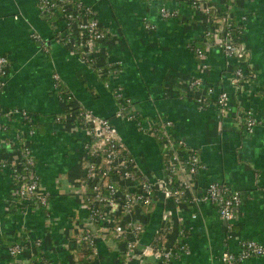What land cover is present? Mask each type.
<instances>
[{"label":"crops","instance_id":"1","mask_svg":"<svg viewBox=\"0 0 264 264\" xmlns=\"http://www.w3.org/2000/svg\"><path fill=\"white\" fill-rule=\"evenodd\" d=\"M81 1L92 5L105 32L95 52L96 68L58 37L60 17L41 14L40 0H0V55L7 56L11 65L0 90V120L8 125L6 131L0 127V264L9 260V244H28L34 238L41 240L37 251L48 264H77L73 239L88 221L81 160L89 133L68 115L69 106L109 118L152 184L165 176L159 143L149 131L156 116L172 120V136L194 149L204 165L193 175L184 174L190 183L178 203L160 199L146 214L140 208L132 213L143 224L140 245L153 241L165 212L173 227L165 242H173L181 224L186 235L180 239L189 246V252L172 264H224L221 253L237 250L241 240L264 243V124L245 132L233 118L234 110L244 109L264 118V0H199L198 8L187 0ZM204 4L235 18L246 16L244 62L225 55L217 39L204 35L210 25ZM162 5L174 8L176 15L161 16ZM191 43L199 45L203 56L190 50ZM239 63L256 76L234 86L232 72ZM102 66L117 72L101 75L97 67ZM54 73L68 99L54 88ZM194 76L213 89L206 95L205 107L199 106L196 92L188 85ZM116 86L140 112L138 124L117 115L118 99L112 92ZM222 90L229 95L226 114L217 110L214 101ZM9 108L24 110L26 115L7 118L4 113ZM24 148L34 157L40 190L49 195L45 209L33 205L18 209L14 201L11 169L21 162ZM212 180L241 193L231 228L215 204L201 198ZM107 213L118 215L121 210L113 206ZM122 239L100 231L94 238L96 252L82 264H153L148 249L144 255H123ZM235 264H264V256Z\"/></svg>","mask_w":264,"mask_h":264},{"label":"built area","instance_id":"2","mask_svg":"<svg viewBox=\"0 0 264 264\" xmlns=\"http://www.w3.org/2000/svg\"><path fill=\"white\" fill-rule=\"evenodd\" d=\"M191 6L199 7V0H187ZM39 10L41 14L49 16L58 14L62 25L57 32L58 37L71 49L78 51L83 61L91 67H95V52L97 45L105 38V32L95 14L92 5L81 0H40ZM203 11L210 15V25L204 32L206 37L217 39V45L225 55L237 61L244 62L248 55V49L242 41L243 21L245 15L235 18L230 13L219 12L210 4L203 5ZM159 12L163 17L176 15L174 8L162 5ZM145 27L152 29V25L145 23ZM39 38L38 34L32 35ZM191 44H189V47ZM195 53L201 57L203 50L194 47ZM239 65L233 70L231 82L234 86L243 78H254L256 73L246 70ZM10 60L5 55H0V90L4 87L10 70ZM101 75H113L116 68L106 66L97 67ZM54 88L58 90L60 80L56 73L53 74ZM188 85L196 92L195 99L200 107H205L206 95L212 93L210 85L203 82L200 76H194L188 81ZM59 92V90H58ZM113 95L118 99L117 115L139 123V111L134 107L131 98L126 96L121 86L112 87ZM62 98L68 99V95L59 92ZM229 95L226 91H219L215 96V105L221 114H226ZM233 111V109H232ZM68 115L86 126L89 138L83 144L81 185L88 204L87 224L83 230L73 239L74 260L82 264L96 252L94 238L100 231L108 232L114 229L116 235L123 237V255L138 253L142 255L146 249L152 256L153 264H172V261L189 252L188 243L183 238L176 245L174 242L161 243L156 238L153 244L147 246L139 244V236L143 230V224L132 216L135 210L147 204L159 202L160 199L178 203L189 186L190 180L184 174L193 175L204 165L199 160L194 149H186L181 139L174 138L170 132L173 124L171 119L156 116L151 120L149 131L152 135L159 132L166 152L169 153L168 163L164 167L165 176L152 184L147 179L133 157L120 141L118 132L109 118L97 116L86 109L76 108L68 110ZM26 115L24 110L9 108L4 115L9 118L13 114ZM234 123L245 132H251L257 124H264V118H259L248 109L234 110ZM28 120V117H26ZM60 119V117H57ZM29 121V120H28ZM0 127L6 131L7 123L0 120ZM29 133L33 130L29 129ZM19 139L21 136L15 133ZM164 154V153H163ZM35 160L31 152L23 149L21 162L12 167V178L15 182L14 201L18 209L25 205H33L38 209H45L48 205L49 195L40 190L39 179L34 170ZM176 182V186L173 183ZM202 199L215 204L226 226L231 228L235 219V210L242 200L239 190L231 188L219 181H209L206 185ZM117 207L121 210L118 215L109 216L108 208ZM176 208V206H175ZM167 212L163 214V224L169 221ZM192 217H195L193 214ZM162 224V225H163ZM182 237H185L183 235ZM86 243L91 249L92 255L86 256L80 248V244ZM41 246L39 238L30 239L28 244L14 242L7 246L9 260L5 264H48L43 255L33 256L35 249ZM144 255V254H143ZM264 256V243L254 239H243L239 242L237 250H224L221 260L224 264H235L241 261Z\"/></svg>","mask_w":264,"mask_h":264},{"label":"trees","instance_id":"3","mask_svg":"<svg viewBox=\"0 0 264 264\" xmlns=\"http://www.w3.org/2000/svg\"><path fill=\"white\" fill-rule=\"evenodd\" d=\"M61 25H62V21H60ZM199 45L197 44H194V43H191V46L189 47L190 50L193 52L194 51V47H198ZM195 52V51H194ZM58 90L59 92H61L62 94L66 95L67 93L66 92H63L64 91V88L61 87V84H59L58 86ZM209 100L206 98V102H205V105L207 104ZM76 108H79V107H72V106H69V109L68 110H75ZM154 136L156 137V140L158 141L159 143V147H160V151H161V156H162V162H163V167H165L168 163V154L166 152V148L164 146V143H163V140L159 134V132L155 133ZM179 147L183 148L184 150L188 149L186 147H183L182 145H178ZM164 153V154H163ZM166 170H165V174H166ZM173 186H176V182L173 183ZM153 206V204H147V205H144L142 206L140 209L146 214L148 212V210L150 209V207ZM172 228L171 227V223L169 221L165 222L161 228L159 230H157L154 234V239L153 241L151 242V244H153L156 240V238L158 240H160L161 243H164L168 238H169V235L170 233L172 232ZM177 234L176 236L174 237V240L173 242L177 245L179 242H180V238L183 236V235H186V232H184V229L182 227L181 224H178L177 226ZM108 234H110L113 238L115 239H119L121 238V236L119 235H116L115 232H114V229L113 228H110L109 231L107 232ZM123 240V239H122ZM80 248L84 251V254L86 256H89V255H92V251L91 249L87 246L86 243H82L80 244ZM40 253L37 251V248L35 249V253L33 256H38ZM123 257V256H122Z\"/></svg>","mask_w":264,"mask_h":264}]
</instances>
